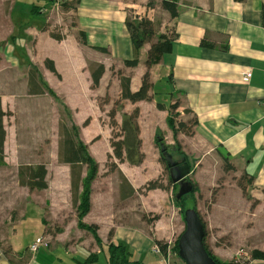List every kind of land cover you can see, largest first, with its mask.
Returning a JSON list of instances; mask_svg holds the SVG:
<instances>
[{
    "label": "crops",
    "instance_id": "0c3cea01",
    "mask_svg": "<svg viewBox=\"0 0 264 264\" xmlns=\"http://www.w3.org/2000/svg\"><path fill=\"white\" fill-rule=\"evenodd\" d=\"M148 1L79 0L63 9L65 14L73 13L75 21L60 28L62 39L56 40L50 35L57 26L52 25L49 16L52 0H0V110L5 113L0 178L6 181L11 174L17 191L25 193L21 197L23 208L19 207L20 230L33 227L43 231L46 220L58 221L63 229L51 235L37 251H28V255L27 251L13 249L16 264H108L110 244L125 246L126 259L120 264H170L165 254L153 252L152 246L169 244L180 233V207L175 199L190 196L196 185L200 195H210L216 182L225 178L231 180L217 192V200L211 203L206 218L197 207L196 210L205 225L215 228L219 225L231 235L237 232L235 243L247 247L245 264H264V257L251 256L253 250L264 252V0H178L174 18L160 7L161 0H153L150 7ZM136 8L142 9L143 15L134 19L146 17L154 23L153 40L160 34L172 33L174 42L171 50L149 67L150 98L131 102L119 99L118 73L130 78L131 91L138 90L147 69L145 61L150 46L147 42L136 50L131 42L125 20L130 11L139 13ZM155 10L165 18L163 24H158L160 19L153 16ZM81 34L85 44L80 40ZM96 47H103L106 52ZM135 58V66L125 64ZM47 59L53 62L59 77L47 68ZM91 63L104 66L94 87ZM115 63L117 75L108 70ZM31 65L37 67L45 84L75 112L77 124L82 122L79 137L98 164V172L90 184L89 209L80 221L85 226H96L97 238L78 226L70 188V164L59 162L58 145L57 161L68 172L54 177L64 184L66 204L74 205L71 221L77 224L76 231H64L69 224L60 219L63 212L52 209L62 193L50 189L49 156L37 151L38 146L43 150L47 142L45 133L40 135L45 132L41 123H46L45 112L47 109L49 114L52 98L46 92H28ZM246 69L251 71L247 81L241 76ZM102 93L116 99L110 101L115 106L112 109L118 123L122 113L138 109L144 154L140 164L112 157L109 161L115 163V168L105 166L112 154V128L109 124L102 128L98 121L101 113L96 99ZM118 100L120 105L115 103ZM175 101L178 121H196L190 135L175 132L169 125V105ZM157 103L163 108L157 107ZM81 115L86 118L80 119ZM47 123L50 127V118ZM94 131L108 134L94 143L93 139L81 138ZM33 139L37 146L32 145ZM31 153L36 157L31 158ZM163 154L177 166L189 167L180 180L190 185L191 190L179 197L176 195L181 181L171 180L170 166ZM41 163L46 166L47 187L30 190L21 186L19 167ZM164 170L172 184L168 189H141L149 180L164 177ZM85 173L86 166L82 165L81 178ZM238 179L246 185V195L236 183ZM81 191L80 183L76 203ZM189 199L186 208L194 204ZM217 213L218 217L213 219L212 215ZM248 227H254L252 232ZM235 257L237 254L232 259ZM0 264L7 263L0 257Z\"/></svg>",
    "mask_w": 264,
    "mask_h": 264
},
{
    "label": "trees",
    "instance_id": "16d2710c",
    "mask_svg": "<svg viewBox=\"0 0 264 264\" xmlns=\"http://www.w3.org/2000/svg\"><path fill=\"white\" fill-rule=\"evenodd\" d=\"M79 0H74V3H78ZM177 2L178 0H161L160 7L166 10L171 18H174L177 15ZM153 5V1L149 0L147 6L150 7ZM126 28L129 32L131 42L136 50L141 48L145 43L149 42L150 46L147 50L146 54V71L144 72L141 85L136 91H131L129 88L130 78L128 76L121 75L119 72L118 76L120 78V100L127 99L131 102H136L139 100H148L150 98L149 92L151 90L152 84L149 76V67L159 61L161 56L164 53H167L171 50L173 46L174 35L171 34H160L156 40H153L155 37V26L154 23L146 18L141 17L139 19H130L126 18L125 20ZM50 35L56 40H61L62 35L60 33H55L53 31L50 32ZM80 40L82 43H86L85 37L83 34L80 35ZM97 49L106 52V49L103 47H96ZM127 66H135L137 64V59H132L125 62ZM45 65L49 68L50 71L55 73L58 77L53 62L49 59L45 61ZM91 78H92V86H97L99 83V79L101 78L104 72V66L100 63H91ZM28 92L30 94L37 93H48L50 96L58 100L54 91L49 88L42 77L39 74V71L35 65H31L28 71ZM116 101L115 103H118ZM61 103V102H60ZM178 106V102L175 101L169 105L170 109V118L169 125L172 127L173 131H180L187 135L192 134V127L196 123V121H191L189 123L183 121H175L176 109ZM61 118L58 124V132H59V140H58V159L61 163L70 164V174H71V194L73 197V203L75 205L76 215L78 217V226L80 228H85L92 232L95 238H97L96 230L97 227L94 225L85 226L81 223L80 219L83 215H85L89 209V192H90V184L92 180L96 177L98 172V164L92 159L90 156L86 144H84L79 137V128L73 122L71 117L70 110L61 103ZM157 107L163 108V105L157 103ZM138 109L134 108L130 113H122L121 122L118 123L115 120V112L112 109L109 111V119L111 126V138L110 145L112 148V154L108 155V159L114 157L118 161L123 162L127 161L129 164L138 165L143 161L144 154L141 151V140L139 137V125L137 122L138 117ZM4 112L0 110V154L3 150V141H4V129L2 118L4 116ZM174 124L176 127H174ZM109 169L115 168L114 162H108ZM86 166V173L84 177L81 178V166ZM232 168V167H231ZM47 170L44 164H36V165H22L18 169L19 174V184L21 186H25L28 189H44L47 187V183L45 180ZM81 183L82 191L78 197V203H76V194ZM239 186L241 187L243 194L246 193V185L243 184L242 180L238 181ZM171 184V181L168 180L167 184H163L161 177H158L153 180H149L146 182L141 189L151 190L155 188L167 189ZM175 189L176 186L173 185ZM196 187L194 186L193 191L190 193V196L196 191ZM190 196H182L180 199H175L178 206L180 207V212L183 214L186 209L187 198ZM254 202H252V205ZM191 208L196 210L195 205L193 204ZM202 224L204 227V237H205V224L202 220L200 214L196 210ZM156 216L153 217V219ZM203 238V242H204ZM160 247V250L165 253L166 244L165 243H157ZM205 245V243H204ZM205 248L208 254L213 258L216 264H237L236 261H221L216 258L205 245ZM108 253V264H120L126 259V250L125 246L122 244L114 245L110 244L107 246ZM252 257H264V252L253 250L251 253ZM245 264V263H243Z\"/></svg>",
    "mask_w": 264,
    "mask_h": 264
},
{
    "label": "rangeland",
    "instance_id": "374dc122",
    "mask_svg": "<svg viewBox=\"0 0 264 264\" xmlns=\"http://www.w3.org/2000/svg\"><path fill=\"white\" fill-rule=\"evenodd\" d=\"M151 1H153V0H151ZM74 4H75L74 0H64L62 3H56L54 0H52V4H51L52 9H51V12L49 13V16L51 18L50 21H51L52 25L54 23L57 24V26L52 28L53 32L61 34L62 28H64L65 26H71L74 24V21H75L74 14L73 13H70V14L64 13L65 12L64 10H66V8H69L70 5L73 6ZM141 10L142 9L136 8V11H139V13L138 12L133 13L132 11H130L128 14V18L134 19V16L138 17L139 14L143 15V12H140ZM154 15L158 19H160L158 24H160V22H162V24L164 23L163 20L165 18L163 17L162 14H160L159 10H155L153 12V16ZM60 25H61V27H60ZM162 26H161V29H163ZM116 66H117L116 63L112 64V67L110 69H108L111 71L113 70L114 75H117ZM56 96H57L58 100H56L55 98H53L51 96L52 102H51V108H50L49 114H48L47 109L45 112L46 113L45 114L46 123L45 124L41 123L42 126H45V132H40V135H43L45 133V135L47 137L46 138V140H47L46 145L43 146V150H42L41 146H38L37 151L40 154L44 153L46 155V157L49 156L48 157L49 163L47 164V168H48V178H49V182H50V189L52 191L59 190L62 193L61 197L57 196V201H56V203H54L52 209L56 213H58V212L60 213V211L63 212V214L61 215L62 218H60V219L66 220L65 222H68L67 224H69L66 226V229H64V231L75 232L77 224L75 226L73 224V222L71 221L73 219L74 205L72 204V205L68 206V204H66V201L64 200V197H63L64 184L62 185L61 182L59 180L58 181L55 180V177H54V175H60V173H67L68 172L66 167H63V166H61L62 164L58 163L57 157H56L58 138H59L58 124H59V120L61 118V109H62L61 103H63L65 105V102L63 101V99L60 98L58 95H56ZM113 99L116 100L115 98H111L109 95L103 94V93L101 94L100 97H98V99H96V103L100 107V113H101L100 117L98 118V121L101 124L102 128L104 127V124L110 123L109 111H111L112 108H115V106L110 101ZM91 105L92 104L90 103V107H91ZM65 106L67 107V105H65ZM46 107H47V105H46ZM67 108L69 109V107H67ZM69 110L71 112V116H72L73 121L77 124V120H76L77 118H76L75 112L71 109H69ZM15 111H18V110L16 109ZM19 111H22V110L19 109ZM82 116L83 115H81L80 119L86 118V117H84V116L82 117ZM49 118H50V122H51L50 127H48V123H47ZM174 120L178 121L177 116L175 117ZM87 121H88V119H87ZM34 125H35L34 123H30L31 127H34ZM36 125H40V124L37 123ZM77 125L80 129L81 128L80 125H82V122L77 124ZM32 132L33 131L31 130L30 133H32ZM95 132L96 131L91 132L90 134L86 133L85 136H81V138L86 137L87 140L93 139V143H94V141L101 139L102 136L105 137L106 134H108L105 132H102V133H100V132L95 133ZM81 134H82V132H81ZM110 136H111V133H110ZM33 140H32V143H33L32 145L37 146L35 144V140L34 141ZM26 141L29 142L27 139H26ZM30 157L34 158L36 156H35V154L31 153ZM107 161L109 162L108 158H107ZM105 166H108L107 162H106ZM162 166L164 167V163L162 164ZM163 176L164 177H161L162 183L167 184L168 179H167V175H166V170H164ZM8 177L9 178L6 179V181L2 180L0 178V257H1V261H5L7 264H16V262L13 261V257H12L13 249H15V250L20 249L21 252H23V253H25L27 251V253H25V254L28 255L29 254L28 251H30L29 245L32 241H34L36 236L42 237L43 241L46 243L49 240L51 235H54L63 229L60 227V223L58 221L46 220L45 223H43L44 224L43 231H40L39 229L33 228V227H27V228L20 230L18 228V226H19V224H21L22 220H19L18 218H19V214L22 212L19 211V207L22 206V208H23V204H22L23 201H22L21 197L23 195H25V193L17 191L16 185H15V179L12 178L11 174H8ZM246 179L247 178L244 177L243 182H246ZM229 180H231V179L225 178L224 181L223 180L217 181L216 182V185H217L216 188H213L211 190V194L207 195V196L200 195L197 191L198 188L196 185L197 189L193 193V195H191L189 197L190 199L188 198L189 199L188 202L190 203V200H191V203H194L195 207L198 208L199 213L202 214L203 218H206L205 217L206 213L209 214V212H210L211 203H213V202H215V200H217V194H218L217 192L219 191V189L224 187L225 183ZM238 181H239V179L236 181L237 184H238ZM39 194H41V193H39ZM171 196H173V195H171ZM174 196H173V198H174ZM41 197H42V194H41ZM188 208H190V207H188ZM217 217H218V213L212 215L213 219H216ZM57 220H59V219H57ZM178 222L180 223V233L177 236H175L169 244L165 243L167 246H166L165 253H163V254H165V257L167 258V260L169 259L170 264H185L180 259L179 255H178V249H177L178 237L181 234V232L184 230V227H185L184 213L182 214L180 212V218L178 217ZM217 224H219V223H217ZM216 226L218 228L209 227V225H207V224L205 225L204 243H205L206 247L208 248V250L210 251V253H212L216 258L220 259L221 261H233L234 260L236 262L239 261L240 263H246L247 260L244 258L245 257L244 251H247L246 250L247 247H245L244 245H239V244L235 243V236L238 235L236 232V228L232 229L234 232H236V234L231 235L229 233H225L226 229H221L219 227V225H216ZM247 229L252 232L254 227H248ZM240 231H242V229H240ZM230 240L231 241L234 240V241L230 243L229 242ZM30 252H32V251H30ZM39 252L43 253V250H39ZM239 253L241 254V256L239 258L235 257L234 259H232L234 257V255L239 254Z\"/></svg>",
    "mask_w": 264,
    "mask_h": 264
},
{
    "label": "water",
    "instance_id": "95a60500",
    "mask_svg": "<svg viewBox=\"0 0 264 264\" xmlns=\"http://www.w3.org/2000/svg\"><path fill=\"white\" fill-rule=\"evenodd\" d=\"M163 155H165V159L170 166L171 180L174 183L180 179L182 180V177L189 170L188 165L184 164L183 166H177V163L172 161L168 155ZM189 190H191V186L181 181V187L176 196L179 197ZM184 223V230L177 240V249L180 259L185 264H216L205 248L203 242L204 227L195 209L186 208L184 210Z\"/></svg>",
    "mask_w": 264,
    "mask_h": 264
},
{
    "label": "built area",
    "instance_id": "2783aa9c",
    "mask_svg": "<svg viewBox=\"0 0 264 264\" xmlns=\"http://www.w3.org/2000/svg\"><path fill=\"white\" fill-rule=\"evenodd\" d=\"M56 3H62L64 0H54ZM241 76H242V79L243 80H245V81H247V80H249V78L251 77V71H250V69H246V70H243L242 72H241ZM43 245H46V243L43 241V239H42V237H37L36 238V240L33 242V243H31L30 245H29V250L30 251H32V252H35V251H37L41 246H43ZM152 250H153V252H155V253H161L162 251L160 250V247H159V245L157 244V243H155L153 246H152ZM242 252V251H241ZM237 256L238 257H240L241 256V254L239 253V254H237ZM237 257V258H238Z\"/></svg>",
    "mask_w": 264,
    "mask_h": 264
}]
</instances>
